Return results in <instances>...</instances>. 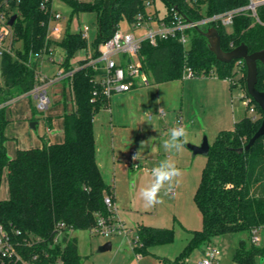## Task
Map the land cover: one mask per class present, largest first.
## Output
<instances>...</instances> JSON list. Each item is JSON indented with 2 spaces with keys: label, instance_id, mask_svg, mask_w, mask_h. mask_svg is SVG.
<instances>
[{
  "label": "trees",
  "instance_id": "obj_1",
  "mask_svg": "<svg viewBox=\"0 0 264 264\" xmlns=\"http://www.w3.org/2000/svg\"><path fill=\"white\" fill-rule=\"evenodd\" d=\"M72 13L95 11L99 35L89 44L80 30L72 31L67 22L61 39L65 70L74 69L73 58L86 49L93 57L100 54L99 44L111 37L115 29L147 17L159 0H65ZM169 18L172 8L189 19L214 14L244 5L248 0H161ZM5 12L8 20L17 14L11 30V44L22 42L16 52H1L0 88V190L5 176L9 196H0V225L6 230L13 255L0 258L1 264H82L78 239L71 232L90 229L101 215L112 213L105 203L114 195L97 160L94 120L104 106L109 107L111 95L96 81L102 69L86 64L76 69L69 82L74 107L64 114V140L45 142L42 146L19 148L15 157L7 152L5 103L29 92L38 82V72L45 53L50 52L54 39L50 25L56 9L53 0H8ZM156 8V7H155ZM156 11H159L156 9ZM154 18L161 17L156 12ZM222 48L232 50L242 42L249 52L264 49V27L254 23L250 15H239L231 25L216 26ZM191 43L184 45L176 38L163 39L157 45L148 42L141 50L143 69L153 76V83L175 78L218 75L230 81L231 88L239 83L247 92V65L237 60L222 62L209 47L208 38L198 30L190 32ZM237 62L239 75L234 71ZM257 87L264 90V63H258ZM150 83V82H149ZM136 86V85H135ZM255 102V101H254ZM257 118L246 114L234 128L221 130L210 147L207 162L195 192V201L202 214L203 226L193 232L189 245L175 262L179 264L188 253L202 244H211L221 235L264 228V136L248 150L239 151L259 128L264 112L255 102ZM135 248L144 251L150 245L171 242L173 228L141 224L137 228ZM61 237V239H60ZM264 259V244L240 241L233 253L236 264H258Z\"/></svg>",
  "mask_w": 264,
  "mask_h": 264
},
{
  "label": "rangeland",
  "instance_id": "obj_2",
  "mask_svg": "<svg viewBox=\"0 0 264 264\" xmlns=\"http://www.w3.org/2000/svg\"><path fill=\"white\" fill-rule=\"evenodd\" d=\"M7 3L8 0H0V28L8 21L5 12L6 7L9 6ZM53 7L62 12L63 17L53 22V24L59 25L62 31L53 35L55 42L52 48L54 50L52 54L45 53L41 61L40 71L49 76H54L61 69V64L58 62L64 56L61 39L68 21H70L72 31L79 30L82 25L89 26V44L95 41L99 35V22L95 11L72 13L70 5L65 0H53ZM149 10L160 16H165L167 12V8L161 0L152 5ZM122 26L124 29L135 31L129 28L126 22H123ZM226 28L231 30L232 27L227 25ZM1 34L0 32V88L2 85L1 52L4 49L16 52L23 48L20 41L14 47L12 46L11 34L3 37ZM76 57L71 61L74 62V67L79 68L85 65L82 64L81 59L75 60ZM116 59L119 60L120 57L116 56ZM234 71H237L239 75L240 70L237 62L234 65ZM60 86V82L56 81L47 87L48 95L51 98V105L48 108L41 110L38 107V98L33 94L22 96L24 93L5 104V117H22L28 111L33 117L32 121L38 122L37 128L34 129L31 125L32 121L29 120L28 126L33 127L32 132L42 133L45 128L48 132L49 124L46 122L45 125L44 120L49 113L57 112L56 110L52 111V106L59 99ZM117 94L120 93L114 92L111 95V109L104 106L95 116L99 165L106 180L115 186L120 198L125 202V208H129L130 212L132 210L137 212L136 208L144 212L145 220L138 221L173 228L174 239L171 242L150 245L146 250L138 251L135 248L138 222L137 224L133 222L135 224L132 225V228L129 226L127 232L120 234L110 235L90 229H76L71 234L78 239L82 264H165L166 262H175L186 252L193 232L203 226L202 214L195 201V192L201 179L203 167L207 162V155H193L190 152L189 161L186 160L177 165L183 175L178 178L179 182L174 183L172 187L176 189V194L172 195L171 188L166 195L161 193L163 203L154 207H146L140 192H138L136 200L134 199V183L137 184L139 181H136L135 178L142 174L147 178L144 183L147 186L152 179L151 172L147 173L149 172L147 169L151 170L159 162L148 163L145 165V171L132 166L133 164L126 168L124 163L131 161L124 154H129L132 148L136 154H156L154 156L157 157L170 154L164 150L162 142L167 138L169 129L179 124L177 115L181 113V106H184L188 116L187 121L193 124L194 133L198 134V143L201 144L207 137L212 145L221 130L233 129L237 120L250 114L245 105L246 88L241 83L231 88L230 81L218 75L191 77L187 74L185 78L153 83V76L150 73L146 81L137 78L135 87L116 98ZM1 106L3 105L0 104V112ZM149 121H153L152 124L157 126L150 128ZM43 141L44 143L49 142L47 139H43ZM142 142L144 144L141 146ZM189 143L195 144L191 141ZM12 144L10 151H12ZM257 235L259 240L256 244H264V228L260 229ZM242 240H245L248 245L252 244L253 237L248 230L216 237L212 241L213 244H209L216 245L221 251L216 264H236L233 260V253ZM109 241L112 242V247L104 249V245ZM206 248V244H202L191 250L183 260H180L179 264H197V261L204 256ZM258 264H264V259H259Z\"/></svg>",
  "mask_w": 264,
  "mask_h": 264
},
{
  "label": "built area",
  "instance_id": "obj_3",
  "mask_svg": "<svg viewBox=\"0 0 264 264\" xmlns=\"http://www.w3.org/2000/svg\"><path fill=\"white\" fill-rule=\"evenodd\" d=\"M8 4L9 2L7 5ZM171 13L169 18H164L162 16L154 18L153 13L149 11L147 17L143 16L132 25L126 22L129 28L135 30L133 32L124 29L122 25L119 26L115 29L110 38L99 44L98 49L100 54L97 57H93V52L90 48L79 53L82 57L80 58L81 60L88 59L86 64H91L96 69H102V72L96 76V81L100 83L103 87V91L107 95L110 96L117 91L130 90L136 85L137 78H141L145 81L147 80L141 56V50L145 42L151 45H157L160 40L176 38L184 45L189 46L191 43L190 32L194 29H207L210 26L232 25L235 18L239 15H250L253 17L254 23L264 27V0H248L244 5L219 13L206 14L197 19H189L175 8H172ZM62 17V12L56 10L50 25V34L53 39V35L62 31L61 27L53 24V22L55 20H60ZM79 30L83 33V36L88 39L89 26L82 25ZM0 32L2 33L1 37L12 35L8 21L0 28ZM53 50L54 49L51 48V54ZM116 56H119L120 59L117 60ZM63 60L64 56L58 62L61 64ZM237 61L238 64H241L244 59H237ZM76 69L78 68L75 67L71 70H65V68L61 66L59 72L54 76H47L39 71L37 75V84L24 95L33 94L39 100L38 107L44 110L49 107L51 102L47 87L56 81L71 78ZM245 96V105L247 109L254 118H257L254 100L249 95ZM136 155L137 154H133V156ZM147 170L151 172V170ZM172 192L175 194L176 189L172 188ZM105 203L111 208L112 213L107 216L101 215L92 230L110 235L127 232L128 228L125 223L116 216V207L113 197L106 196ZM258 231L259 230H255L253 233V242L255 243L259 240V236L257 235ZM13 252L7 240L6 230L0 225V258L6 254L13 255ZM220 254L221 251L216 245H208L204 256L197 261V264H216ZM26 264L31 263L27 262Z\"/></svg>",
  "mask_w": 264,
  "mask_h": 264
},
{
  "label": "crops",
  "instance_id": "obj_4",
  "mask_svg": "<svg viewBox=\"0 0 264 264\" xmlns=\"http://www.w3.org/2000/svg\"><path fill=\"white\" fill-rule=\"evenodd\" d=\"M80 58H82L81 55L76 57L75 60L80 59ZM72 63H74V62H72ZM47 76H49V75H47ZM57 82H60V85H61L60 90L61 91H60V94L58 93L59 99L57 101H55L53 104L54 106H52V111L56 110L57 112L55 111L56 112L55 114L53 112L49 113L47 115L46 119L45 120L43 119L45 125H46V122H48V124H49L48 132L46 131V128L44 129V131H42V133L32 132L33 127H34V129L37 128L38 122L36 121V125L33 126L32 128H30V126H28L29 120H31V121L33 120V117L30 116L31 113H29L28 111H26L22 115V117L7 118L8 122H7V125L5 127V134L7 136V140H6L7 152H8V155L10 156V158L15 157L17 150L19 148H30V147L42 146L44 144L43 139H47L50 142H61L64 140V136H65V133H64V114L66 112L71 111L74 107V103L72 100L73 94H72V89L70 87L69 82L67 83L65 80H61V81H57ZM130 90L117 91V93H120V94H117L116 98L119 97L118 95H120V96L124 95L126 92H128ZM68 92H69V94H68ZM22 96H25V95H22ZM70 97H71V100H70ZM111 99H112V96L110 98V105H109L110 108L109 109H111V103H112ZM58 104H60L62 106H59ZM50 105H51V102H50ZM180 108H181L180 109L181 113L177 115V117L179 119V124L185 125L188 128L189 141L194 142L195 144H199L198 143V140H199L198 134L194 133V131L192 129L193 124H191L189 121H187L188 116L186 114L184 106H181ZM162 112L164 113L163 110H162ZM159 119H162V118L159 117ZM152 123H153V121H149L150 128H154V126H157L156 124H152ZM94 124H95V120H94ZM11 143H13L12 144L13 145L12 151H10ZM189 144H190L189 142H188V144H186L187 146H185L184 151L181 153L173 152L170 154H166V156H163V157L154 156L156 154H139V153H137L135 160L133 159V157H134L133 154H136V152L132 148L129 151V154H124V155H126V158L129 157L128 159H129V161H131L130 163H128V162L124 163V167L128 168V167H131V165L133 164L132 166L139 168L142 171V170H144L145 165H147L148 163H152L153 161L160 162L163 159L174 160L177 163V165H179L180 163L185 162L186 160L189 161L188 158L190 157V152H192L190 147L188 148ZM186 149H189V150H186ZM97 160H98V158H97ZM98 164H100L99 161H98ZM100 168H101V166H100ZM101 171H102V168H101ZM147 173H150V172H147ZM102 174L104 176L103 171H102ZM104 178H105V176H104ZM135 179H136V181L139 180V181H137L138 182L137 184L134 183V195H135L134 199L136 200L138 192H140V190L146 186V184H144V183L147 181V178L145 176H142V174H139ZM105 180H106V178H105ZM3 184H4V188H3ZM114 189H115V186H114ZM171 193H172V195L176 194V192H175V194H173L172 190H171ZM0 196L2 198H7L9 196L8 180H7L6 176H5L3 183H2V186H1ZM113 200H114V204L116 207V212H115L116 216H117V218L122 220V222L125 223L127 228H130V227L132 228V225L135 224L133 222H136V224L138 222V226L141 224H145L144 222L143 223L140 222L142 220H145L144 219L145 218L144 212L141 211L139 208H136V207L135 208L137 209V212H133V210L130 212L129 208H125V202L123 201V199L120 198L119 193L116 191V189L114 190ZM138 220H140V221H138ZM145 225H150V224L147 223ZM138 226H137V228H138ZM150 226H158V225L152 224ZM158 227H161V226H158ZM208 245L209 244H206V247Z\"/></svg>",
  "mask_w": 264,
  "mask_h": 264
},
{
  "label": "water",
  "instance_id": "obj_5",
  "mask_svg": "<svg viewBox=\"0 0 264 264\" xmlns=\"http://www.w3.org/2000/svg\"><path fill=\"white\" fill-rule=\"evenodd\" d=\"M16 18L17 14H13L8 20V24L10 26L13 25ZM197 30L208 38L209 47L212 52H214L218 60L222 62H232L237 59H244L247 65V92L264 112V90H260L257 87L259 72L258 63H264V49L250 53L248 45L242 42L232 50L226 51L222 48L221 36L217 27L210 26L207 29L197 28ZM31 125L35 126L36 121L31 122ZM261 136H264V118L257 131L249 139L248 143L245 146L239 147L238 150H248ZM189 147L194 155H208L211 144L209 143L208 138L205 137L201 144H189ZM111 247L112 242L109 241L104 245L103 248L110 249Z\"/></svg>",
  "mask_w": 264,
  "mask_h": 264
},
{
  "label": "clouds",
  "instance_id": "obj_6",
  "mask_svg": "<svg viewBox=\"0 0 264 264\" xmlns=\"http://www.w3.org/2000/svg\"><path fill=\"white\" fill-rule=\"evenodd\" d=\"M159 103V101H157ZM189 142V131L185 125L176 124L167 133V138L163 140L162 146L166 152L181 153L185 145ZM144 143L142 142L141 146ZM137 156V155H136ZM136 156L133 159H136ZM183 172L177 163L171 159L161 160L151 169L150 183L140 190V196L146 207H154L163 203L161 193L165 195L171 190L174 183H178V178L182 177Z\"/></svg>",
  "mask_w": 264,
  "mask_h": 264
}]
</instances>
